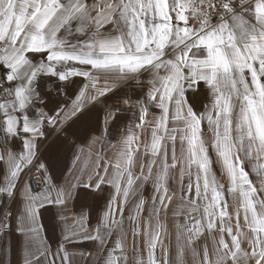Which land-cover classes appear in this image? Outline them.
<instances>
[{
	"label": "snow or ice",
	"instance_id": "6c2138e0",
	"mask_svg": "<svg viewBox=\"0 0 264 264\" xmlns=\"http://www.w3.org/2000/svg\"><path fill=\"white\" fill-rule=\"evenodd\" d=\"M0 264H264V0H0Z\"/></svg>",
	"mask_w": 264,
	"mask_h": 264
}]
</instances>
